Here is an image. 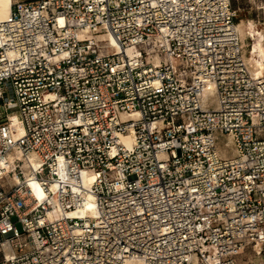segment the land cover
Listing matches in <instances>:
<instances>
[{
  "label": "built area",
  "instance_id": "2783aa9c",
  "mask_svg": "<svg viewBox=\"0 0 264 264\" xmlns=\"http://www.w3.org/2000/svg\"><path fill=\"white\" fill-rule=\"evenodd\" d=\"M236 12L233 0L12 2L0 264H241L264 245V78L241 56Z\"/></svg>",
  "mask_w": 264,
  "mask_h": 264
},
{
  "label": "bare ground",
  "instance_id": "6f19581e",
  "mask_svg": "<svg viewBox=\"0 0 264 264\" xmlns=\"http://www.w3.org/2000/svg\"><path fill=\"white\" fill-rule=\"evenodd\" d=\"M12 0H0V20L6 19L9 17L11 12V4ZM238 21H235V30L237 31V37L239 41V47L241 50V56L246 64V67L252 77L255 78H264V62L258 64L257 62H249L248 57L241 48V37L238 30ZM100 40L107 39L108 43L111 45H114L115 42L110 36H102L99 38ZM258 47L260 49V54L262 57H264V40L261 38L258 40ZM251 64V65H250ZM203 105L208 106L210 104L216 103V98L213 91V85L211 83H208L206 87L203 88ZM13 121L15 123L18 122V117L14 116ZM120 140L125 143L126 145H129L131 142L130 136H121ZM85 179H88V181L92 180V175L89 173L84 174ZM41 192H38V195H40ZM93 203H88L86 208H82L79 212H77L79 215H82L87 208H92ZM245 248V249H244ZM240 254L237 256V260L241 264H264V245L260 243H254L249 245L248 247H244ZM243 255L245 257H243ZM122 264H143L141 260L139 259H125Z\"/></svg>",
  "mask_w": 264,
  "mask_h": 264
},
{
  "label": "rangeland",
  "instance_id": "374dc122",
  "mask_svg": "<svg viewBox=\"0 0 264 264\" xmlns=\"http://www.w3.org/2000/svg\"><path fill=\"white\" fill-rule=\"evenodd\" d=\"M12 1L15 3L17 0ZM233 4L237 10L235 21H238L242 51L249 62L260 64L264 62V57L256 42L261 38L264 40V0H233ZM2 111L3 107H0V112ZM3 116L0 113V118Z\"/></svg>",
  "mask_w": 264,
  "mask_h": 264
}]
</instances>
